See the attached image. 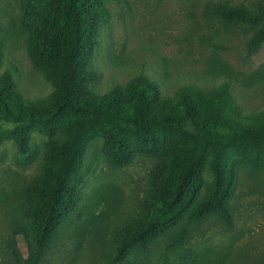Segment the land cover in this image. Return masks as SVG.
Masks as SVG:
<instances>
[{
    "label": "trees",
    "instance_id": "16d2710c",
    "mask_svg": "<svg viewBox=\"0 0 264 264\" xmlns=\"http://www.w3.org/2000/svg\"><path fill=\"white\" fill-rule=\"evenodd\" d=\"M30 12L28 53L54 88L51 100L43 107L25 105L11 75L0 74V120L13 126L0 130V141L11 138L27 153L34 130L49 138L41 170L26 189L25 230L32 248L25 263L40 264L77 213L87 149L97 138L112 168L125 167L138 155L155 162L149 195L138 217L119 231L109 264L125 262L133 250L147 248L185 218L229 222L239 169L264 171V109L244 112L227 85L210 91L188 85L164 96L147 76L99 94L91 63L109 17L106 1L35 0ZM211 12L229 25L258 29L251 52L264 43V5L251 11L221 3ZM3 57L0 39V65ZM205 166L212 175L209 185Z\"/></svg>",
    "mask_w": 264,
    "mask_h": 264
},
{
    "label": "rangeland",
    "instance_id": "374dc122",
    "mask_svg": "<svg viewBox=\"0 0 264 264\" xmlns=\"http://www.w3.org/2000/svg\"><path fill=\"white\" fill-rule=\"evenodd\" d=\"M105 1L109 17L100 27L91 63L98 73L97 93L147 76L164 96L188 85L204 91L227 85L244 112L264 109V43L256 52L249 48L258 29L229 25L211 12L221 3L253 11L264 0ZM34 5L35 0H0L4 51L0 74L11 75L25 105L43 107L54 88L28 53L26 24ZM12 128L0 120V130ZM48 143L49 138L37 130L27 153H21L11 138L0 141V264H26L32 248L25 230L26 189L41 170ZM102 148L101 138L88 147L78 211L45 249L40 264H109L119 231L140 214L155 162L138 155L127 166L112 168ZM205 167L209 185L212 175ZM229 207V222L218 217L185 218L118 264H264V171L239 169Z\"/></svg>",
    "mask_w": 264,
    "mask_h": 264
}]
</instances>
